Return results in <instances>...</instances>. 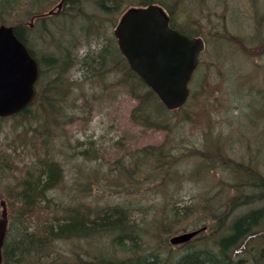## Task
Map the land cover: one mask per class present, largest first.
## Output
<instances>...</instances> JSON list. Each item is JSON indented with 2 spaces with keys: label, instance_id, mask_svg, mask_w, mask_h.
Segmentation results:
<instances>
[{
  "label": "rangeland",
  "instance_id": "374dc122",
  "mask_svg": "<svg viewBox=\"0 0 264 264\" xmlns=\"http://www.w3.org/2000/svg\"><path fill=\"white\" fill-rule=\"evenodd\" d=\"M29 1L21 0L20 5L23 6L20 8L21 11L15 10L13 14H7L9 20L6 23L17 25L21 22L30 27L29 39L36 53L61 56L64 59L63 51H58L53 46V37H44L41 31L45 28L38 25V17L36 18L40 12H48L54 8L59 0H47L46 7L34 11L30 9V5L27 6ZM227 1L230 7L239 5L243 9H251V2L249 5L248 0ZM208 3L212 6L219 5L217 12L222 13L223 0H209ZM81 4L85 14L96 18L95 24L98 23L99 27L96 25L95 31L83 29L81 26L84 23L78 22L79 19L72 23L73 32L70 33L64 29L59 31L51 23L54 39H59L58 35L62 33L64 40L69 41L67 50L71 54V60L65 76L71 82L67 81L69 88L67 92L56 96L57 103L61 105L60 109H66L61 115L64 122L60 123L55 131L50 129V135L47 136L50 151L53 153L51 156L55 161H59L64 170V180L56 190L48 191V195H54L56 199L60 198L58 200L65 202H82L85 206H91L93 209L91 214H88L90 218L101 211L102 207L124 201L133 207L137 222H150L149 230H145L150 233L142 234L143 239L140 240L141 253L154 251L159 254L160 264H172L186 250L170 242L173 236L206 226L198 237L187 243L193 242L194 246L209 247L216 236L214 231L222 214L226 215L227 223L251 207L249 203L242 204L250 201L244 198L247 194L238 196L233 188L239 186L244 189L245 183L238 177L240 173L236 165L240 167L248 165L252 153L256 154L261 150L260 157L263 161L261 170L264 171V74H261L264 66L258 65L264 63V56L260 60L264 53L262 50L264 22L261 25V32L259 34L251 32L253 38L246 43L250 47L257 46L262 49H256L254 55L241 53L245 58L238 52L233 57V66L237 74L240 70L249 69L252 75L251 79L245 78L244 85L240 77L236 84L232 79V95L233 100H236V108L234 110L229 108V100L232 97L228 85L230 78L228 47H231V43L224 37V40L220 38V41L211 38L207 50H212V46H216L222 53L218 47L220 45L225 49V53L219 56V67L210 66L211 69H208L204 80L205 83H211L207 85L211 93L221 95L226 105H222V108L212 107L211 102L207 101L205 107L200 103L192 107V100L198 101L197 97H194L185 109L188 120L181 111H172L167 115L172 128L160 130L133 121L131 113L139 101L131 91V85L134 83L121 70L120 52L112 51L115 50L112 46L115 40L113 34L115 26L107 24V15L99 13L93 3L81 0ZM6 7L10 9V6ZM25 10L28 13H25ZM51 16L54 17L50 19L57 18L55 13ZM197 18L199 19V15ZM255 23L256 19L252 15L247 19L236 10L232 16L231 14L227 16L230 33L236 35L239 31L243 41H247V37L244 36L245 28L248 30L249 26L252 28ZM208 28L204 27L205 30ZM220 28L224 30L223 27ZM204 35L208 37L207 33ZM114 44L117 46L116 41ZM241 49L244 48L238 50ZM104 52L106 58L101 60V53ZM206 58L208 59L207 56ZM100 70H103V76L99 75ZM49 75V78H53L56 72L51 71ZM197 77L198 73H195L193 83L191 82L189 87L194 85ZM219 81H226L223 91L217 89L216 82ZM62 84L65 86V82ZM58 97L65 98V102L63 104L59 102ZM227 110L230 111L229 122ZM28 126L30 123H22L19 117H9L0 122V200L5 198L4 192L7 193L6 190L22 178L23 171L20 172V169L30 164L26 159L34 151L32 148L24 151L23 145L26 142L37 145L34 147L35 153L40 149V158H49L50 151L41 142L44 140L43 136H40V139L38 137L32 139L30 132L24 134ZM162 145L174 152L176 158L182 159L176 162V159L165 158L147 163H142L139 159L145 147ZM26 151L30 154L26 155ZM207 160L213 163L207 165ZM200 164L201 171H208L206 175L202 172L203 178L197 171ZM234 171L238 172L237 175ZM236 181L240 183L236 184ZM236 200L240 202L233 206ZM263 203L264 200L254 204V207ZM174 204L182 209V214L177 219L171 217L173 212L170 208ZM186 206L189 209L186 210ZM14 211V208L10 207L11 214H14ZM217 213L220 214L218 218ZM25 223L35 229V224L41 226V221L35 215ZM260 226L262 227L259 233H262L264 225ZM140 227L144 225L140 224ZM163 228L169 231L163 232ZM262 245L259 239L241 241L234 249L235 258L241 259L243 264H264V255L259 256ZM111 248L108 236L101 233L54 240L46 244L44 250L40 252L44 257H38L36 252L28 257L26 264H49L54 261L86 264L100 251L109 252ZM114 248L117 249L115 246ZM116 256L122 258L125 254L117 252Z\"/></svg>",
  "mask_w": 264,
  "mask_h": 264
},
{
  "label": "trees",
  "instance_id": "16d2710c",
  "mask_svg": "<svg viewBox=\"0 0 264 264\" xmlns=\"http://www.w3.org/2000/svg\"><path fill=\"white\" fill-rule=\"evenodd\" d=\"M20 1L0 0L1 24L10 25L6 23L9 20L7 14H13L15 10L21 11L23 6L20 5ZM87 1L93 3L94 8L99 13L107 15V24L111 26L116 25L122 13L129 7L146 6L151 3L159 4L170 15L171 25L189 36L199 35L200 22L197 16L200 15L201 9L208 11L206 9L212 6L208 3L209 0H83V2ZM46 2L47 0H30L27 6L30 5V9L33 11L34 9L41 10L46 7ZM227 3V0H223L224 9L228 8ZM65 4L64 8L55 14L57 15L55 19H50L54 17L51 16L52 14L42 15L44 12H40L39 16H36V18L38 17V25L45 28V30L41 31L44 37H53V43L52 41L51 43L55 49L63 51L62 56L64 59L61 56L36 53L29 39L30 27L21 22L17 25L13 24L17 37L28 46L30 53L38 60L40 64V76L36 83L37 96L35 101L12 117H19L24 124L26 122L30 123V126L25 129L24 134L30 132L32 139L36 137L40 139V136H43L44 140L41 142L45 148H48V151H50V147L47 136L50 135V129H54L55 131L60 123L64 122L61 115L64 113V110L66 111V109H60L61 105L57 103L56 96L62 92H67L69 90L67 81L71 82L65 76L71 60V54L67 50L69 41L64 40L65 37L62 33L58 35L59 39H54L52 28L55 27L59 31L64 29L68 33L73 32L72 23L77 21V19H79L78 22L82 21L84 23L81 27L88 31H95L96 25L98 26V23L95 24L96 18L93 15L85 14L81 0H67ZM6 6H10V9ZM69 8L71 9L68 11ZM25 13H28V11L25 10ZM70 20H72L71 23ZM205 20H207L206 25L213 24V28H224V30L220 28V30L224 31L222 35L212 34L214 37L211 36L210 39H215L217 36H226L230 41L232 34L228 29L227 20H224V17L221 20L215 19V23H213L211 16L208 18L203 16L202 21ZM114 41L112 46L115 50L112 51L119 53L120 51L119 49L117 50ZM105 55V52L101 53L100 59L105 60ZM119 57L122 62L121 70L134 83L131 85V91L139 101L131 113V117L135 123L160 130H169V128H172V124L168 120L167 115L172 111H181L184 118L188 120L185 109L190 102L185 107L168 110L160 101L157 94L129 67L126 58L121 53H119ZM103 70H100V76H103ZM51 71L56 72L53 78L48 77ZM64 82L65 86L62 84ZM194 97H198L196 93ZM57 99L62 104L65 102V98L63 97H58ZM197 103L199 104L198 101L192 100V107ZM32 109L35 110L32 111ZM6 119V117H0V122ZM26 144L23 145L24 151L27 148H32V151H34L31 154L28 151L25 152L26 155L27 153L30 154L26 159L30 164L20 169V172L23 171L22 178L14 185H11L6 190L7 193L4 192L5 198L3 199L6 201L8 208V228L2 248V264H26L28 257L34 255L36 252H38V257H44L40 252L51 241L72 237H86L93 233H101L108 236L112 248L109 252L103 253V251H100L98 255L92 257L91 261L86 264H160L159 254L156 252L141 253L140 240L143 239L142 234L150 233L146 232L150 228L148 226L150 222H137L134 218L133 207L127 203L125 204L124 201L122 203H114L111 206H105L106 208L102 207L101 211H98L93 218H90L88 214H91V210L93 209L91 206H85L82 202H65L64 200H58L60 198L56 199L54 195H48V191L56 190L64 180V170L59 161L54 160L51 151L52 154L50 152L48 154L49 158H40V149L38 153H35L34 147L36 144H28L27 142ZM145 148L143 155L139 158L142 160V163L165 158L176 159V162L182 159L181 157L176 158L175 153L167 150L163 145ZM183 151H181L182 154L184 153ZM35 154L38 158L35 157ZM3 158L7 157L3 156ZM207 161V165L213 163V161ZM262 163L261 157L258 158L257 155L255 156L252 153L248 165L241 167L236 165L237 171L240 173L238 177L245 183V186L244 189L239 186H235L233 189L236 190L238 196L247 194L244 198L250 201L242 202V204L249 203L252 207L241 214V216L227 223L225 220L226 215L222 214L219 219L218 216L220 214L217 213L218 224L214 231L216 236L213 242L210 243V246L206 248L194 246L192 245L193 242L180 245L182 249H186L185 253L176 258L172 264H243L241 259L235 258L234 249L241 241H251L253 239H259L263 244L259 256L264 255V232L259 233L262 227L260 225H264V203L254 207V204L264 200V171L261 170ZM204 164L208 170L205 161ZM239 164L244 165L242 162H239ZM136 167H138V164ZM201 167L202 165L200 164L197 171L200 177L203 178L201 176L202 172L206 175L208 171H201ZM237 171H234L236 175ZM168 176L171 177L169 173ZM235 183L238 184L240 182L236 181ZM246 190H249V192H246ZM239 202L238 200L234 201L233 206ZM10 207L14 208V214H11ZM179 208L175 204L170 208V211L173 212L172 219H177L182 214V209ZM185 209L187 210L189 207L186 206ZM32 215H35L41 221V226L38 227L35 224L34 227L36 229L28 227L25 223L26 220H30ZM10 224H16V226L13 227ZM140 224H143L144 227H140ZM164 231L168 232L169 230H164L163 228ZM254 234L256 235L254 236ZM117 252H121L125 256H122V258L120 256L117 257ZM49 264L70 263L67 261H54Z\"/></svg>",
  "mask_w": 264,
  "mask_h": 264
},
{
  "label": "water",
  "instance_id": "95a60500",
  "mask_svg": "<svg viewBox=\"0 0 264 264\" xmlns=\"http://www.w3.org/2000/svg\"><path fill=\"white\" fill-rule=\"evenodd\" d=\"M57 7L60 9L63 2ZM54 12L51 9L49 13ZM169 16L158 4L130 7L120 17L114 34L131 69L157 93L168 109L180 107L188 96V82L204 47L201 37H190L170 26ZM39 64L13 25L0 24V116L17 114L35 99ZM0 264L8 208L1 199ZM199 230L175 235L173 244L190 240Z\"/></svg>",
  "mask_w": 264,
  "mask_h": 264
},
{
  "label": "flooded vegetation",
  "instance_id": "af4514ba",
  "mask_svg": "<svg viewBox=\"0 0 264 264\" xmlns=\"http://www.w3.org/2000/svg\"><path fill=\"white\" fill-rule=\"evenodd\" d=\"M263 2H261V0H248V4L250 5V2H251V5H250V10H246V9H243L241 6L239 5H235L234 8L233 7H230L228 6L227 9H222V13H218L217 12V8H219V5H217L218 7L216 6H211L210 8H207L206 10L208 11H203L201 9V13L199 15V35L203 41H204V47L203 49L201 50V52L199 53V57H198V63H197V66L192 74V78H191V81L190 83L192 82L193 83V77H194V74L195 73H198V77L196 79V82L194 83L193 86H190L189 89H190V94H189V98L187 100V102L185 103V105L188 104V102H191L190 99H191V96H193L194 98V95L195 93L197 94V98H198V101L201 105H203L204 107L207 106V101H210L211 102V105L212 107H215V106H220V108H222V105H226L225 103H223V100L221 99V95H215V92L214 93H211V89L208 88L207 85H211V83L207 82L205 83V78L208 74V69H211V68H216V67H219V63H220V60H219V56L224 54L225 53V49L222 48L220 45H218L219 49L222 51L219 52L217 47H213L212 45V50H207V44L210 40V37L212 36V34H221L224 32L222 30H219L217 28H213V24L211 25H206V22L207 20L205 21H202V18L203 16L208 18L209 16H211V18L213 19H219L221 20V18L224 17V20H227V16L229 14H233V12L236 10L239 14L242 15V17L244 18H247L252 15L255 19H256V23L253 24L252 28H250L249 26V29L247 30L245 28V34L244 36L247 37V41H243V39L241 38V36H239V31H238V28L236 29L238 32L235 31V29L233 30L231 27V29L233 31H235L237 34L234 35L232 34V37L230 39V46L231 47H228V56L229 59H228V64L230 67H228V73L230 75V78H229V82H228V85H229V93L231 95L232 98H230L229 100V108H232L234 110V108L237 106L236 104V100H233L234 97L232 95V79L234 80V83L236 84V81L238 82V77H240L239 79H241V83L244 85L246 84V79H251V71H245V69L243 70H240L237 74V70L234 68L233 66V57L234 55L238 52L240 55H242L241 53H247L248 55H254L256 51V49H258L259 47H250L248 46V43L249 40H251L253 37H251L250 33L251 32H254V33H260L261 32V25L262 23L264 22V0H262ZM66 4L63 5V8ZM230 7V8H229ZM215 23V22H214ZM209 27L207 30L204 29V27ZM251 29V30H250ZM230 30V29H229ZM250 30V31H249ZM207 33L208 37L205 36L204 34ZM211 34V35H210ZM225 35V34H224ZM214 37V36H212ZM236 37V38H235ZM260 37V35H259ZM220 38H222V40H224V38L226 39L227 41V38L226 36L223 38V36H217V39L220 41ZM228 42V41H227ZM218 44V42H217ZM247 45V46H246ZM244 48V49H241V50H238L239 48ZM247 47V48H246ZM264 48V47H263ZM259 49H262V48H259ZM264 50V49H262ZM210 53L212 55H210ZM208 54V55H207ZM206 56L208 57V59L206 58ZM210 56V58H209ZM212 56V57H211ZM244 58L245 56L242 55ZM259 56V55H258ZM263 56H264V53L263 55L260 57V60L263 59ZM258 65H261L262 67L264 66V63L261 62L260 64L258 63ZM211 66V68H210ZM206 67V68H205ZM209 67V68H208ZM244 71V73H243ZM263 71V72H262ZM261 71V74H264V70ZM246 74H248V76H246ZM223 76H224V72H223ZM246 78V79H245ZM243 79H245V81H243ZM226 81H219V82H216V86H217V89H219V91H223V88L225 87ZM212 98V99H211ZM229 110V109H228ZM228 110L226 111V114H228ZM229 117V114L227 115V118ZM228 122H229V118H228ZM238 123V122H237ZM261 151V150H260ZM256 152L255 156L257 155L258 158H260L261 156V153L262 152Z\"/></svg>",
  "mask_w": 264,
  "mask_h": 264
},
{
  "label": "bare ground",
  "instance_id": "6f19581e",
  "mask_svg": "<svg viewBox=\"0 0 264 264\" xmlns=\"http://www.w3.org/2000/svg\"><path fill=\"white\" fill-rule=\"evenodd\" d=\"M36 94H37V89H36ZM235 108H236V107H235ZM251 207H252V206H251ZM251 207H250V208H251Z\"/></svg>",
  "mask_w": 264,
  "mask_h": 264
}]
</instances>
